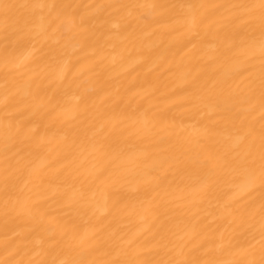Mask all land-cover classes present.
Instances as JSON below:
<instances>
[{"label": "snow or ice", "instance_id": "obj_1", "mask_svg": "<svg viewBox=\"0 0 264 264\" xmlns=\"http://www.w3.org/2000/svg\"><path fill=\"white\" fill-rule=\"evenodd\" d=\"M130 37L186 50L179 115L112 100ZM0 80V264H264V0H0Z\"/></svg>", "mask_w": 264, "mask_h": 264}, {"label": "bare ground", "instance_id": "obj_2", "mask_svg": "<svg viewBox=\"0 0 264 264\" xmlns=\"http://www.w3.org/2000/svg\"><path fill=\"white\" fill-rule=\"evenodd\" d=\"M13 2H24V0H13ZM68 3L77 5L113 3L116 0H65ZM123 3H150L152 0H120ZM208 2L221 3L225 0H208ZM126 35V34H125ZM129 52L125 54L124 60H120L117 56L116 64L103 73V77L108 81L109 90L114 91L115 87L121 83L131 81L135 87H132L122 97L113 96L118 107H124L131 101L132 106L142 105L147 108L150 101L158 103L159 107L165 108L169 114L179 115L180 109L170 106V101L175 99L173 93H178L181 88L185 87V82L189 77V66L186 63L184 52L186 50H177L176 48L166 49L165 45H160L152 38L136 39L130 37L126 41ZM119 50H117V53ZM116 53L109 52L106 63H111L112 56ZM75 69H73L74 71ZM2 84V80H0ZM95 80L90 79L89 85L94 86ZM147 92L152 95L146 96ZM74 103L69 95V105ZM197 119H201L198 117ZM205 121L216 120L217 116L209 113L203 117ZM45 123H49L50 127L55 126L56 122L45 118ZM188 130L192 131L193 126H198L195 120H185ZM43 131V127H41ZM3 220L0 219V257H2V241H3Z\"/></svg>", "mask_w": 264, "mask_h": 264}]
</instances>
